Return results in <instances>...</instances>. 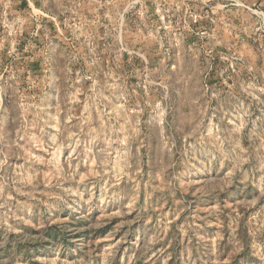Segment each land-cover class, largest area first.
I'll use <instances>...</instances> for the list:
<instances>
[{
	"label": "rangeland",
	"instance_id": "374dc122",
	"mask_svg": "<svg viewBox=\"0 0 264 264\" xmlns=\"http://www.w3.org/2000/svg\"><path fill=\"white\" fill-rule=\"evenodd\" d=\"M0 264H264V0H0Z\"/></svg>",
	"mask_w": 264,
	"mask_h": 264
}]
</instances>
